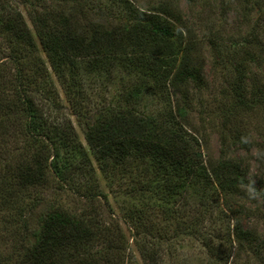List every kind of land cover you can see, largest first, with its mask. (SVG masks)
<instances>
[{
  "label": "trees",
  "instance_id": "obj_1",
  "mask_svg": "<svg viewBox=\"0 0 264 264\" xmlns=\"http://www.w3.org/2000/svg\"><path fill=\"white\" fill-rule=\"evenodd\" d=\"M238 2L264 13V0ZM262 31L264 18L237 42L238 76L211 117L200 42L179 0H0V201L21 208L34 192L57 196L79 180L72 191L92 208L72 213L48 196L31 202L30 213L42 208L34 229L22 217L7 221L24 231L12 264H126L120 222L143 264H161L163 244L185 238L210 264H264V234L239 218L257 214L233 207L250 185L244 166L205 159L192 117L199 105L203 125L204 112L218 121L228 152L250 149L237 116L264 109V81L252 70L264 55ZM102 200L122 218H102Z\"/></svg>",
  "mask_w": 264,
  "mask_h": 264
},
{
  "label": "rangeland",
  "instance_id": "obj_2",
  "mask_svg": "<svg viewBox=\"0 0 264 264\" xmlns=\"http://www.w3.org/2000/svg\"><path fill=\"white\" fill-rule=\"evenodd\" d=\"M150 0H138V4L146 7ZM180 7L186 18H188L191 28L195 30L198 36L200 45V60L204 66L205 77L208 81V90L204 92L203 103L208 106V113L211 117H217V106L221 102V93L228 86L230 79L234 76H238L235 63L232 56V51L236 50L237 42H239L245 34H249L253 31L254 24L257 20L264 18L263 12H259L252 5L248 7L245 4L238 2V0H179ZM19 2V1H18ZM17 2V4H18ZM20 9L24 12L25 18L32 28L29 18L26 14V9L20 6ZM252 10V11H251ZM262 13V14H261ZM216 42L213 45L209 42L210 39ZM264 48V31L259 39ZM236 43V44H235ZM260 60V58H259ZM253 72H256V79L258 81H264V55L258 64L252 68ZM260 79V80H259ZM62 93V90H61ZM63 98L65 97L62 93ZM65 106L63 111L65 114L70 113V108L64 100ZM200 106L193 112V120L197 126H200V135L204 137L205 141H201L203 144V153L205 159L210 157L212 159H220L221 157L233 158L241 162L244 166V170L247 174L249 186L246 187L247 196L245 199H241L240 205L233 206L234 209H242L254 212L257 214L255 217H246L245 215H239V218L243 221L244 228L254 227L259 231L261 235L264 234V109L255 110L248 113V115L240 114L237 116L238 120H242L241 125L243 132V139L249 144L250 149L245 147H232L231 151H227L226 146L222 144L220 125L218 121L214 125L210 122V117L204 112L206 116V123H201L202 118L199 117ZM81 141L85 145L87 152L89 153V147L86 144L84 138V132L82 127L78 124L76 117H71ZM203 126V127H202ZM101 177V175H99ZM101 182L103 181L101 177ZM74 183V182H73ZM76 186L80 185V181L75 182ZM76 186H72L68 191L61 190V192L54 195L52 192H46L39 196L38 193H32L30 199H26L24 206L19 208L20 203L13 205H2L3 201H0V262L2 264H12L14 259H9L13 254L15 247H19L23 244V241L19 236H23L24 231L21 230L17 233V229L11 231L15 226V223H7L8 220L19 218L23 219L24 227H27L29 231L34 229L38 222V216L42 211V208H38L31 213L29 208L31 202L35 203L39 198L48 196L52 200L57 199V202L64 208L72 213L89 212L92 208L89 206V202L85 200L76 190ZM75 188L74 192L72 191ZM103 189L107 191L104 181ZM214 199L222 204L223 200L220 195L214 194ZM36 197V198H35ZM110 201H112L111 194L109 195ZM219 197V198H218ZM102 202L97 203V208L102 214V218L107 220L121 219L122 214L119 212L117 206L112 204V207ZM28 204L27 206H25ZM118 221H116L117 224ZM21 224V223H20ZM22 225V224H21ZM120 229L129 241V250L126 255V264H143L141 255L135 246L132 239V231L127 226L120 222ZM163 259L161 264H210L214 259H209L206 250L202 248L197 242H193L189 238L185 240L173 241L169 245L163 244ZM246 258L236 260V264H246ZM233 261L230 259L229 264Z\"/></svg>",
  "mask_w": 264,
  "mask_h": 264
}]
</instances>
